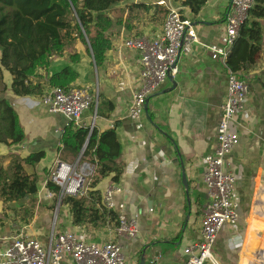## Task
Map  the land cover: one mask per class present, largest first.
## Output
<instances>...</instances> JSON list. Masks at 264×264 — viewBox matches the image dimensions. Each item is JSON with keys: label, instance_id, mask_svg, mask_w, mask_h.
Segmentation results:
<instances>
[{"label": "crops", "instance_id": "obj_1", "mask_svg": "<svg viewBox=\"0 0 264 264\" xmlns=\"http://www.w3.org/2000/svg\"><path fill=\"white\" fill-rule=\"evenodd\" d=\"M231 1L207 0L199 13L192 15L176 0H125L105 13L111 23L105 34L110 49L99 67L88 46L76 41L72 49L52 57L46 69H37L31 79L33 83H47L68 67L77 75L72 87H87L98 102L111 104L110 111L105 106L100 114L97 108L84 112L82 122L86 127L93 125L98 133L115 128L123 174L117 184L111 177L103 178L94 190L102 198L110 185L122 189L114 202L123 204L125 215L138 222V234L131 241L119 239L112 226L74 227L68 208L58 201L53 204L46 183L55 161L73 163L78 159L60 157L66 122L48 112L41 96H14L12 77L1 68L0 99L13 107L24 140L14 146L0 144V165L9 169L12 156L25 160L42 152L44 158L35 166H23L25 174L37 180V194L26 198L33 202L23 205V210L32 213L31 218L24 219L18 204L0 201V250L20 233L45 246L51 235L70 231L98 245L118 243L125 264H139L143 252L144 264H184L183 250L199 240L200 220L209 203L202 181L203 158L216 148V129L227 94L228 70L221 53L227 52L225 17ZM158 2L181 13L197 42L179 53L176 73L148 98L146 112L133 120L128 110L139 80V56L121 45L127 39L151 38L161 31L167 10ZM134 4H143L148 10L130 9ZM259 23L260 59L239 74L248 91L245 112L233 124L238 140L227 158L228 170L235 176L233 202L238 222L247 224L238 264H261L264 257V19ZM81 162L93 165L95 171L87 159ZM182 171L187 191L182 185ZM231 228L225 227L216 237L213 250L220 264H229L220 252L227 248L225 235Z\"/></svg>", "mask_w": 264, "mask_h": 264}, {"label": "trees", "instance_id": "obj_2", "mask_svg": "<svg viewBox=\"0 0 264 264\" xmlns=\"http://www.w3.org/2000/svg\"><path fill=\"white\" fill-rule=\"evenodd\" d=\"M125 0H0V74L1 68L12 77L11 91L16 97L43 95L45 89L68 90L77 78L70 68H64L52 75L47 83H33L35 71L46 69L50 59L61 56L72 49L79 41L88 46L94 64L99 67L104 54L110 49L106 32L111 26L105 14L111 7ZM187 8L192 15H197L207 0H176ZM130 9L147 11L143 4H134ZM181 14V13H180ZM182 16V15H181ZM183 18V16H182ZM264 19V0H254V6L248 13V19L240 28L231 52L226 58L225 68L239 74L254 66L260 59L262 31L259 21ZM74 60L78 56L74 55ZM112 109L108 102H98L97 114L103 107ZM24 135L18 124L13 107L5 99H0V144L19 145ZM87 141L81 160L87 159L95 165L86 196L64 197L60 206H66L72 217L74 227L90 226L103 228L117 226V214L107 210L95 187L100 180L111 177L117 184L123 174L121 150L115 128L98 133L72 125L62 129L61 159L67 156L76 158L80 155ZM44 154L36 153L25 160L10 157V167L5 170L0 165V201L3 204H18L24 219L31 218L29 210L23 205L31 204L37 194L35 176H28L24 165H37ZM46 188L53 196V204L58 201L59 190L49 181ZM26 201V202H25Z\"/></svg>", "mask_w": 264, "mask_h": 264}, {"label": "built area", "instance_id": "obj_3", "mask_svg": "<svg viewBox=\"0 0 264 264\" xmlns=\"http://www.w3.org/2000/svg\"><path fill=\"white\" fill-rule=\"evenodd\" d=\"M158 6L166 7L167 14L162 29L151 38H130L122 43L127 50L137 52L139 56V76L136 89L132 92L129 117L138 119L144 113L146 100L156 93L167 78L176 73L179 53L197 42L195 33L180 12L167 7L164 2ZM254 6V0H232L225 17L227 58L240 28L248 19V13ZM247 85L238 75L228 71L227 94L221 106L220 121L216 129V148L203 158L205 169L202 181L206 188L209 203L200 220L199 240L184 248V264H217L213 255L217 235L225 228L235 226L238 214L235 211L233 193L235 176L228 170L227 158L236 145L238 136L233 130L236 117L245 112ZM41 101L52 115L65 120V126L93 130V125L85 126L82 115L91 108H97V96L87 87H71L68 90L51 89L41 96ZM65 163L55 161L49 182L59 190L58 203L64 197L78 198L86 196L94 166L81 162ZM51 193V192H50ZM122 193L116 185L108 186L102 194V204L107 210L117 214L116 236L124 241L135 239L138 234V222L128 218L123 204H116L114 197ZM261 251H258L260 256ZM126 257L122 247L116 242L98 245L88 242L74 232L64 231L51 235L47 245L17 234L7 241L0 250V264H125ZM261 264H264V259Z\"/></svg>", "mask_w": 264, "mask_h": 264}, {"label": "rangeland", "instance_id": "obj_4", "mask_svg": "<svg viewBox=\"0 0 264 264\" xmlns=\"http://www.w3.org/2000/svg\"><path fill=\"white\" fill-rule=\"evenodd\" d=\"M246 226H247L246 223L241 224L237 222V224L233 226L234 232L233 229L231 228L230 234L228 233L229 235L228 234L225 235V238L228 241L227 248H223L220 253L222 254L223 258L227 259V263L229 264H238L240 245L244 238ZM231 236L232 238H230ZM212 253L214 255V259L216 260L217 264H220V262L215 256L216 249L213 250ZM207 264H212V263H207Z\"/></svg>", "mask_w": 264, "mask_h": 264}, {"label": "water", "instance_id": "obj_5", "mask_svg": "<svg viewBox=\"0 0 264 264\" xmlns=\"http://www.w3.org/2000/svg\"><path fill=\"white\" fill-rule=\"evenodd\" d=\"M230 6H231V3H230ZM230 9V7H229ZM228 9V10H229ZM161 94V93H160ZM147 102H148V99L146 100L145 102V106H144V112H146V105H147ZM56 116H59V115H56ZM60 135V133H57L56 134V137H58ZM86 145H87V141L85 142L84 146H83V150L86 148ZM181 179H182V185L184 187V189L187 191L188 190V185H187V181H186V177L184 175V172L182 171V174H181ZM139 264H144V252L142 253L141 255V258H140V263Z\"/></svg>", "mask_w": 264, "mask_h": 264}, {"label": "bare ground", "instance_id": "obj_6", "mask_svg": "<svg viewBox=\"0 0 264 264\" xmlns=\"http://www.w3.org/2000/svg\"><path fill=\"white\" fill-rule=\"evenodd\" d=\"M263 259H264V257H263Z\"/></svg>", "mask_w": 264, "mask_h": 264}]
</instances>
